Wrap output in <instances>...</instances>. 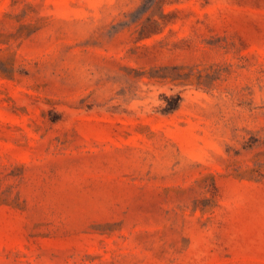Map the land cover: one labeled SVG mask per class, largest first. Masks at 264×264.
<instances>
[{
  "label": "rangeland",
  "instance_id": "374dc122",
  "mask_svg": "<svg viewBox=\"0 0 264 264\" xmlns=\"http://www.w3.org/2000/svg\"><path fill=\"white\" fill-rule=\"evenodd\" d=\"M0 264H264V0H0Z\"/></svg>",
  "mask_w": 264,
  "mask_h": 264
}]
</instances>
